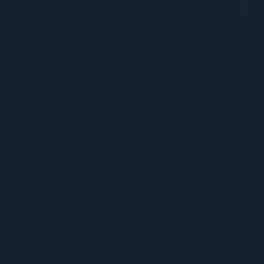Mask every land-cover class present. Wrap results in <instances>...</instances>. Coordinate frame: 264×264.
<instances>
[{"label":"water","instance_id":"obj_1","mask_svg":"<svg viewBox=\"0 0 264 264\" xmlns=\"http://www.w3.org/2000/svg\"><path fill=\"white\" fill-rule=\"evenodd\" d=\"M0 264H157L34 0H0Z\"/></svg>","mask_w":264,"mask_h":264}]
</instances>
